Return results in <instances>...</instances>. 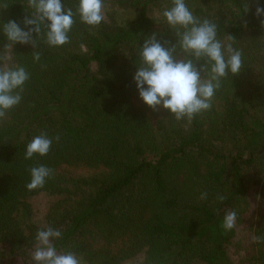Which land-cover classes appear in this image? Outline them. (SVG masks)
I'll list each match as a JSON object with an SVG mask.
<instances>
[{"label": "trees", "instance_id": "trees-1", "mask_svg": "<svg viewBox=\"0 0 264 264\" xmlns=\"http://www.w3.org/2000/svg\"><path fill=\"white\" fill-rule=\"evenodd\" d=\"M63 2L75 12L76 0ZM103 2L100 25L76 16L59 48L46 44L42 26L32 48L2 31L9 20L24 28L30 0H0V69L29 73L21 102L0 118V264H33L36 234L49 227L62 233L58 253L82 264H234L236 227L221 224L230 211L241 221L252 187V237L264 234V17L256 0H186L243 61L191 120L147 107L133 82L145 39L177 43L163 17L172 0ZM176 56H184L178 47ZM41 134L53 141L49 153L26 160V145ZM40 165L52 175L30 191L29 170ZM39 195L48 201L38 212ZM252 248L245 262L264 264V244Z\"/></svg>", "mask_w": 264, "mask_h": 264}, {"label": "clouds", "instance_id": "clouds-1", "mask_svg": "<svg viewBox=\"0 0 264 264\" xmlns=\"http://www.w3.org/2000/svg\"><path fill=\"white\" fill-rule=\"evenodd\" d=\"M34 13L24 18V28L9 20L2 31L12 45L27 44L36 47L34 36L41 34L51 48H59L69 42V32L78 16L81 23L95 27L104 21L103 0H76L75 12L66 7L63 0H30ZM255 15L264 17V0H256ZM169 29L175 30L177 43L168 47V41L161 42L157 34L144 40L139 56L141 65L136 67L133 82L139 99L149 108H163L176 120L187 118L210 109L211 100L221 81L229 75H237L242 70V53L231 43L218 39L217 25L208 19L193 15L186 0H172V6L163 11ZM264 24V20L261 21ZM27 29V30H25ZM177 47L183 53L176 56ZM39 61L40 54L33 53ZM203 61L199 67L197 64ZM207 72L204 79L202 73ZM29 80V73L23 66L0 69V118L21 102L20 91ZM59 140V137L56 138ZM52 139L41 134L26 145L24 158L46 156L52 146ZM28 190L43 188L52 175V169L40 165L30 170ZM206 199V193L202 194ZM219 199L222 201L223 196ZM237 223V213L227 212L221 227L231 231ZM62 233L51 227L36 234L37 246L32 254L33 264H82L72 252L58 253L53 241ZM257 245L264 244V234L253 237Z\"/></svg>", "mask_w": 264, "mask_h": 264}, {"label": "rangeland", "instance_id": "rangeland-1", "mask_svg": "<svg viewBox=\"0 0 264 264\" xmlns=\"http://www.w3.org/2000/svg\"><path fill=\"white\" fill-rule=\"evenodd\" d=\"M74 173V172H72ZM256 188L252 187L248 193L249 207L248 210L243 214L240 222L236 223V236L229 246V252L234 264H247L244 260L245 256L253 253L252 248V233L251 225L254 219V208H255V193ZM47 197L44 195H39L32 198V204L34 209L38 212L45 209L47 203ZM14 264H23L19 260H15Z\"/></svg>", "mask_w": 264, "mask_h": 264}]
</instances>
